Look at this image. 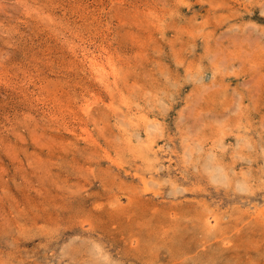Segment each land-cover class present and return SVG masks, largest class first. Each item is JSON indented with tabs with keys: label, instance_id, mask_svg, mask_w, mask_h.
Returning <instances> with one entry per match:
<instances>
[{
	"label": "rangeland",
	"instance_id": "rangeland-1",
	"mask_svg": "<svg viewBox=\"0 0 264 264\" xmlns=\"http://www.w3.org/2000/svg\"><path fill=\"white\" fill-rule=\"evenodd\" d=\"M120 262L264 264V0H0V264Z\"/></svg>",
	"mask_w": 264,
	"mask_h": 264
},
{
	"label": "bare ground",
	"instance_id": "bare-ground-1",
	"mask_svg": "<svg viewBox=\"0 0 264 264\" xmlns=\"http://www.w3.org/2000/svg\"><path fill=\"white\" fill-rule=\"evenodd\" d=\"M92 60L95 61V60H97V59H96L95 57H93ZM111 65H112V64H111ZM105 66H106V65H105ZM105 66H104L103 68H106ZM112 68H113V67H112ZM112 68H111V69H112ZM130 113H131V112H130ZM135 119H137V118H132V117H131V122H134ZM137 121H138V120H137ZM154 123H155V122H154ZM154 127L157 128V129H160L157 123L154 124ZM247 136H248V135H247ZM247 139H248V138H247ZM149 145H151V146H149ZM147 147H148L149 150H151V149L154 150V149H155V148H154L155 145L152 144V143H151V144H148ZM156 151H157V150H156ZM156 151H155V152H156ZM216 155H217V154H216ZM216 159H217V158H216ZM218 160H219V159H218ZM216 162H217V160H216ZM217 163H218V162H217ZM217 163H216V164H217ZM216 164L214 163V165H215L216 167H218V165H216ZM218 164H219V163H218ZM216 167H214V168H216ZM221 168H222V165H219L218 169H221ZM224 168H225V166H224ZM216 169H217V168H216ZM223 170H224V169H223ZM223 170L221 171V173L223 172ZM224 175H226V174H224ZM236 176H237V175H236ZM215 177H216V176H215ZM216 178H217V177H216ZM244 183H245V182H244ZM147 184H148V182H147ZM245 186H246V185H245ZM145 187H146V186H145ZM149 188H150V187H149ZM143 189H144V187H143ZM143 191H144V190H143ZM138 192H139V191H138ZM135 205H136V204H135ZM135 205H133V206H135ZM135 209H136V207H135ZM119 211H120V210H119ZM133 211H134V210H133ZM163 211H164V210H163ZM185 211H186V210H185ZM198 211H199V210H198ZM134 212H135V211H134ZM202 212H203V211H202ZM142 213H143V212H142ZM145 213H146V212H145ZM121 214H122V213H121ZM112 215H113V214H112ZM154 215H155V214H154ZM164 215H165V214H164ZM161 216H163V215H161ZM203 216H204V215H203ZM135 217H136V216H135ZM155 217H156V216H155ZM114 218H115V217H114ZM188 218H189V217H188ZM118 219H119V218H118ZM131 219H132V218H131ZM139 219H140V218H139ZM190 219H191V218H190ZM193 219H194V217H193ZM203 219H204V218H203ZM129 220H130V219H129ZM135 220H136V219H135ZM140 220H141V219H140ZM140 220H139V221H140ZM149 220H150V219H149ZM197 220H198V218H197ZM137 221H138V220H137ZM139 221H138V222H139ZM190 221H191V220H190ZM205 221H206V220H205ZM144 222H145V221H144ZM152 222H154V221L152 220ZM152 222H151V223H152ZM201 222H202V221H201ZM203 222H204V221H203ZM120 223H121V221H120ZM134 223H135V222H134ZM146 223H147V222H145V224H146ZM135 224H136V223H135ZM160 224H161V223H159V226H161ZM170 224H171V223H170ZM142 226H143V225H142ZM145 226H146V225H145ZM152 226H154L153 223H152ZM156 226H157V225H156ZM147 227H148V226H147ZM165 227H166V226H165ZM185 227H186V226H185ZM210 227H211V226H210ZM129 228H130V227H129ZM148 228H149V227H148ZM155 228H157V227H155ZM137 229H138V228H137ZM137 229H136V230H137ZM149 229H151V228H149ZM162 229H163V228H162ZM162 229H161V230H162ZM196 229H197V227H196ZM133 230H134V229H133ZM141 230H142V229H141ZM157 230H159V229H157ZM157 230H156V232H157ZM139 231H140V230H139ZM129 232H130V231H129ZM135 232H136V231H135ZM137 232H138V230H137ZM207 232H208V231H207ZM132 233H133V232H132ZM138 233H139V232H138ZM151 233H152V232H151ZM139 235H140V234H139ZM150 235H152V234H150ZM183 235H184V234H183ZM208 235H209V234H208ZM226 235H227V234H226ZM146 236H147V235H146ZM153 236H154V235H153ZM210 236H211V235H210ZM147 237H149V236H147ZM157 238H158V237H157ZM184 238H185V237H184ZM159 239H161V238H159ZM165 240H166V238H165ZM157 242H158V241H157ZM160 242H161V241H160ZM154 243H155V242H154ZM168 243H169V242H168ZM204 243H205V242H204ZM166 244H167V243H166ZM155 245H157V244H155ZM160 245H161V244H160ZM165 246L167 247V245H165ZM173 246H176V245H173ZM141 247H142V246H141ZM169 248H170V246L168 247V249H169ZM165 249H166V248H165ZM191 250H192V249H191ZM132 252H133V251H132ZM171 253H172V252H171ZM187 254H188V253H187ZM220 254H221V253H220ZM148 255H150V254H148ZM130 256H132V255H130ZM148 257H150V256H148ZM191 257H192V256H191ZM106 258H108V256H107ZM139 260H140V258H139ZM142 260H143V259H141V261H142ZM180 260H181V259H180ZM192 260H193V259H192ZM145 261H146V260H145ZM152 261H153V260H152ZM104 262H105V261H104ZM118 263H119V262H118ZM189 263H190V262H189ZM196 263H197V262H196ZM120 264H121V262H120Z\"/></svg>",
	"mask_w": 264,
	"mask_h": 264
}]
</instances>
